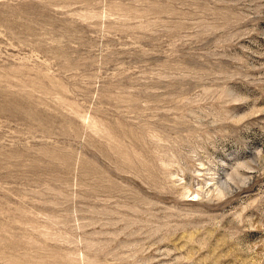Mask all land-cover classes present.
Segmentation results:
<instances>
[{"label":"rangeland","instance_id":"rangeland-1","mask_svg":"<svg viewBox=\"0 0 264 264\" xmlns=\"http://www.w3.org/2000/svg\"><path fill=\"white\" fill-rule=\"evenodd\" d=\"M0 264H264V0H0Z\"/></svg>","mask_w":264,"mask_h":264}]
</instances>
